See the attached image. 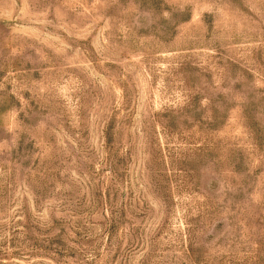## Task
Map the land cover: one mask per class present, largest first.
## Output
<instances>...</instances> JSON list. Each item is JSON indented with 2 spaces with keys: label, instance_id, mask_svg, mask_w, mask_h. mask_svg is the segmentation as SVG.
<instances>
[{
  "label": "rangeland",
  "instance_id": "rangeland-1",
  "mask_svg": "<svg viewBox=\"0 0 264 264\" xmlns=\"http://www.w3.org/2000/svg\"><path fill=\"white\" fill-rule=\"evenodd\" d=\"M0 264H264V0H0Z\"/></svg>",
  "mask_w": 264,
  "mask_h": 264
}]
</instances>
